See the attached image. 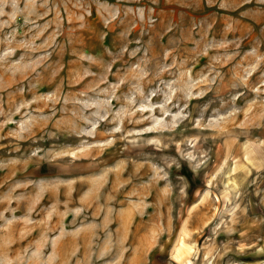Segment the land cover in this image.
Returning a JSON list of instances; mask_svg holds the SVG:
<instances>
[{"label":"rangeland","instance_id":"rangeland-1","mask_svg":"<svg viewBox=\"0 0 264 264\" xmlns=\"http://www.w3.org/2000/svg\"><path fill=\"white\" fill-rule=\"evenodd\" d=\"M0 264H264V0H0Z\"/></svg>","mask_w":264,"mask_h":264}]
</instances>
